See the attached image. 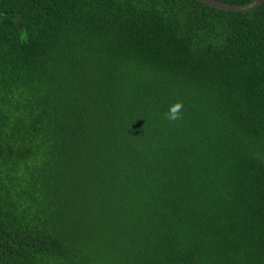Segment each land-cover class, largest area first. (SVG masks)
Returning <instances> with one entry per match:
<instances>
[{
	"label": "trees",
	"instance_id": "16d2710c",
	"mask_svg": "<svg viewBox=\"0 0 264 264\" xmlns=\"http://www.w3.org/2000/svg\"><path fill=\"white\" fill-rule=\"evenodd\" d=\"M0 264H264V2L0 0Z\"/></svg>",
	"mask_w": 264,
	"mask_h": 264
},
{
	"label": "water",
	"instance_id": "95a60500",
	"mask_svg": "<svg viewBox=\"0 0 264 264\" xmlns=\"http://www.w3.org/2000/svg\"><path fill=\"white\" fill-rule=\"evenodd\" d=\"M200 1L207 3L214 7H218L222 9H229V10H240V11H248V10L254 9L264 2V0H254L253 2L249 4L240 5V4H235V3L224 1V0H200Z\"/></svg>",
	"mask_w": 264,
	"mask_h": 264
},
{
	"label": "clouds",
	"instance_id": "9594fccd",
	"mask_svg": "<svg viewBox=\"0 0 264 264\" xmlns=\"http://www.w3.org/2000/svg\"><path fill=\"white\" fill-rule=\"evenodd\" d=\"M183 102L177 101L169 106L168 111L164 114L165 119L170 122L178 121L182 118Z\"/></svg>",
	"mask_w": 264,
	"mask_h": 264
}]
</instances>
